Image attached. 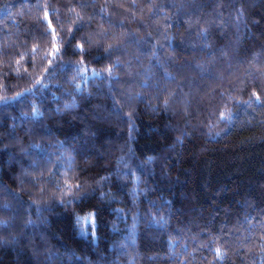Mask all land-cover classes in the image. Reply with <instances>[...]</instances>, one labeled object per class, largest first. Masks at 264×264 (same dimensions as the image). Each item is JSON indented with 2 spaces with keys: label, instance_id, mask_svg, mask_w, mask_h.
Segmentation results:
<instances>
[{
  "label": "trees",
  "instance_id": "1",
  "mask_svg": "<svg viewBox=\"0 0 264 264\" xmlns=\"http://www.w3.org/2000/svg\"><path fill=\"white\" fill-rule=\"evenodd\" d=\"M0 264H264V0H0Z\"/></svg>",
  "mask_w": 264,
  "mask_h": 264
},
{
  "label": "snow or ice",
  "instance_id": "2",
  "mask_svg": "<svg viewBox=\"0 0 264 264\" xmlns=\"http://www.w3.org/2000/svg\"><path fill=\"white\" fill-rule=\"evenodd\" d=\"M109 71H111V69H109ZM18 95H19V94H18ZM257 99H259V98L257 97ZM221 116L224 117V116H225V113H221ZM216 255H217L218 258H222L223 253L221 252L220 249H217V250H216Z\"/></svg>",
  "mask_w": 264,
  "mask_h": 264
}]
</instances>
